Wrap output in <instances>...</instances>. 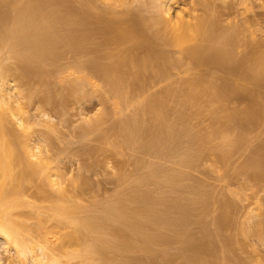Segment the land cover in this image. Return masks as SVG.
I'll list each match as a JSON object with an SVG mask.
<instances>
[{"label": "bare ground", "instance_id": "bare-ground-1", "mask_svg": "<svg viewBox=\"0 0 264 264\" xmlns=\"http://www.w3.org/2000/svg\"><path fill=\"white\" fill-rule=\"evenodd\" d=\"M135 1L137 0H25L22 4H18L14 1L4 4L5 2L2 0L1 4L0 0V4L2 5V7L6 5L3 8H7L6 11L5 9H0V243L4 248V251L12 259H6L3 261L0 256V264H116L114 262L117 261L118 264H127L126 258L128 254L138 252L148 257V254L150 253L154 254V250L157 247L159 248L160 244H165L167 246L176 245L178 246V249L181 250L178 251L180 252V254L182 253V256L180 255L181 258L183 257L184 260L186 259L185 261L191 264H204L205 261L203 260V257H201L203 255L202 253H204L203 251H205V248L209 243L210 247L211 244L212 246L216 244L215 242H213L214 244L212 243L213 240L210 242L208 241L211 236H213L212 238H214V235L216 236V233L212 235L210 234L211 236L208 233V236L205 235L206 238L202 239L204 237V232L201 233L203 234V237L201 236L202 238L198 236L197 237L204 241L207 240L208 243H206V241L197 244L193 239V246L191 244L190 246L192 247L188 248L191 249V255L186 256L185 253L182 252V247L183 245H185L188 238L189 240L191 239L190 236L194 238L195 234L197 233V231L195 233V231L192 229V226L194 221L200 220V218L198 217L199 212L201 211L202 214L204 213L206 217V211L208 209L204 208L205 205H209L210 203L211 205L216 204L213 202L220 203V200L218 201V199L216 201H213V199L210 200L212 197L215 198L214 196L209 199L205 197L203 193H201V190H198L201 185H196L198 186V188L193 189L196 191H194L195 196H191V198L193 197L192 199H185V197L183 199V196L180 195L183 192H181V190H177V188L181 189V187L185 185L187 186V184H178L181 182H177V180L182 181V177L186 174L182 176L180 172L178 175L177 171L173 172V170H168V172L166 169L159 168V170H163L167 175L166 176L165 174H163V171H159V174L161 172L162 176H166H161L162 178H160L157 175L159 164L158 166H153L158 162L154 161L155 163H151V165H149L147 162L149 166L153 167H150L148 171V169L146 168L148 165L146 164L145 168L147 170H143L145 171V173H150V170L152 171V169L154 168L149 175H144L145 177L143 175L141 176L142 173L139 174V172H136V170L134 172L139 175H137V177L135 175L136 173H133L134 177H132L135 178L133 179L130 174H127L128 176L125 174L124 176V173H122L123 175H120L121 178H119V181L121 180V185H123L122 187L125 188L123 190V188L120 187L121 185H119L118 188L120 187L124 192H121V189H118L116 194L117 196L115 195V197L113 195L114 197H110L111 202L106 200L108 204H105L106 201H104V206H102L103 203H100L101 205L98 204L99 207H96L98 206L97 204L93 207L87 206L83 202V200L75 199V196L71 195L70 192L65 189V186L62 185V179L65 174L62 172L61 168L53 164L51 161L52 159L50 157H46L45 154L40 151L37 146H32L30 144V138L28 139L22 137L14 130V128H20L23 132H27L29 128V122L32 120L34 121V123H36V117H39L38 115L42 116L41 120L40 118H38V120L41 121V125L43 124V126H51L49 125L48 121L46 124L47 116H45L46 114H42L43 111L36 116L29 113V107L32 102L42 94L40 87L42 88L43 86H45V82L47 83L46 79H49L47 75L49 77L51 75V72L49 73V71L47 70H51L53 67L55 68V66H58L59 64L51 66L50 69L48 68V66L57 63L58 58L65 53L73 54L72 59H74L76 63L73 61L72 66H77V68L71 71L70 74L66 72L72 76L69 77L68 75V77L73 79V76H75L77 80L82 79L81 82L84 80L86 81L83 85L79 81L75 80V78L72 80V82L71 79L67 78L66 76V78L70 80V88L76 86L77 88L73 87V89H78V86L80 85V89H78V91H83L82 88H84V86H91L92 81L94 80H91L92 77L89 79L88 76L90 75H88L85 79L86 76L84 75L85 73L83 74L84 71H87L89 69L90 71L95 70L94 73H96V71H99L98 74L101 72L102 76H100L102 77V79L107 78L105 81L107 82L106 86L110 87H107V89H110V93L111 90L113 91L111 93V97L118 95L120 98H122V100H119V97L116 96L118 98H116L114 102L119 101L118 105L116 106L113 102L114 108L116 107V112L118 111L119 113L122 112L120 107H123L122 110H125L124 107L127 108L131 104H134L133 107L136 106V104L134 103L135 101L133 103L130 101V103L128 104L127 98H129L128 96L131 95L129 93L132 87H134L135 85L136 87H139L138 85H143V83L146 84L147 77L144 72H149V74L153 72L154 75H160V78L167 77V71H165L166 73L164 76V70H162V67L164 68V57L166 58L164 53L166 52L167 54L165 48H171L175 50L177 54H181V58L183 55L184 57H188L189 59H191L193 63L197 65H195V67L194 64L190 61L194 68H200L199 65L204 64L205 66H207V69L208 66H211V70H213V68L214 70H218L219 68H221L219 69V71H228L226 66L229 63L232 64L233 58L231 54L232 52L229 50V47H232L236 42L238 33L240 31V28L236 24L225 28V30L222 29L221 34L214 35L216 31L219 30V28L218 26H216L217 24L213 22L211 16H209L208 14L210 9L208 4L205 5L204 3L199 1H197V5L202 7V16H194L190 12L185 14L183 10H175L171 12L172 6L170 7V4L174 5L175 0H149L150 8L154 10V16L150 20L144 19L143 17L137 18L140 16H137L136 14V19L135 17H133V20H129L128 15L131 11L128 15L124 13L120 14L119 12H117L118 9H124L126 6L129 7V5ZM137 2L140 3L141 0ZM144 3L145 2H143V4ZM126 9L122 11L127 12L130 10L127 9L126 11ZM3 10L4 12H2ZM148 21V24L145 23ZM97 23L102 24L101 28H97ZM99 32L102 35H100ZM97 33H99L100 35L99 40H96V38L98 39L97 36L96 38L94 37ZM142 39H144V43H141ZM99 41L101 43H99ZM209 44H213L214 46L218 47V49H213V51H211L210 49L212 48L209 49ZM247 45H249L248 47H250L251 43H247ZM254 47L256 46L253 45V48ZM251 48L252 46L250 47V49ZM257 48H255V51L252 49V52H256V54L253 53L254 55H252V53L249 52L248 56H252L250 61H246L248 58L247 56L246 59L244 58L245 62L243 63L246 64L247 62L249 64V66L247 64L249 71L246 72L244 70V73L249 74V78L257 83V87L261 88L260 84H262V82L264 83V52H257ZM209 50V55H211V58H209L208 60H211L209 61L210 63L205 59L207 55L205 56L206 53H204ZM87 52H89L93 56L91 62L89 61V67H87L88 65L86 66V63H84L87 67L86 69L85 66L81 65L83 62L78 63L77 61L81 58L80 55H84V53V56L86 57ZM198 55H204L203 57H205L204 60L206 61L203 60V57L198 60ZM188 58H186V60H188ZM7 65H13V69L11 66L10 68ZM237 65L240 66V63ZM57 66L55 69H57ZM82 66L85 67L86 70H83ZM234 66L232 65V68ZM167 67L169 66L167 65ZM90 68H93L94 70ZM171 68L173 69L174 67H170V71L172 70ZM166 69L169 70V68H165V70ZM230 69L228 71L229 73ZM236 69L238 68L236 67ZM238 70L241 71L242 69ZM59 71L62 72V75L63 73L65 74L64 70L60 69V67L58 72ZM80 71L82 72L81 76ZM224 71H222V73ZM232 71L234 70L232 69ZM228 72L225 75L236 76L234 74H228ZM200 73L203 72L200 71ZM212 73L214 74V71L211 72V75ZM216 73L215 76L212 75L213 78H215L216 76H223L224 78V75H222V73L221 75H216ZM235 73H237L236 70ZM143 74L145 75L146 82H144V80H140V77L143 76ZM149 74L147 75L150 77L151 74ZM168 74H170L169 71ZM238 74L243 75L241 74V72H239ZM156 75L155 77H158ZM228 77L224 79L230 80V78ZM188 79L187 81H185L186 79H184L185 82L182 81L179 84H183L182 86H176L179 89L175 87V89H173V87H171L172 90L170 89L169 91H167V93L165 92L166 95L158 96L160 92H158L157 95H153L155 92L153 94L151 93V96L150 94H147L149 95V98H144L146 95H143L144 97L141 95L143 97V100L140 101L142 104L141 106H139L140 102L138 103L136 100V98L138 97L134 98V100H136V103H138V107H134V109H132L135 112L134 113L132 111L134 115H132L131 119L129 118V120L128 118L126 120L124 118V121H126V123L123 121V123L125 124L123 125V123H121L122 126L120 124L117 127L120 131L116 132L117 135L120 134L118 136L116 135V139L120 137L117 139V141L119 140V144H117V141L114 140L116 143L114 141L113 142L116 146L113 144L111 145L110 143L109 145L114 146L116 148L115 150H117V148L119 147L120 149L123 148V150L130 151L129 146L134 145L137 141L136 138H138V146L136 144L137 147H131V149L135 148V151L133 150L135 153H137V149V151H139L140 153L139 149H141V153L142 150H144L147 154H150V156H153V158L157 160L159 159L158 157H165V159L167 158L166 160H168V158H175L176 160H172L176 161L177 163L175 162L173 164H178V168L180 166L179 170L182 169V166L185 168H187L188 166H196L207 155H210L207 157L217 156L223 166L227 164L230 158L227 147L235 145L233 146L235 148L237 145H240L241 140L237 135L236 136L239 139L236 137L237 140L235 138V141L234 139H231L232 141L230 140L228 135L225 133L226 131L228 132L226 124L237 121L239 118L235 120L236 116L230 110L231 108L236 109L235 107L230 108L228 106L230 109H226L225 107H223L220 111H217L218 109H216V106H213V104L216 100L220 101L218 99L223 100L227 96L229 97V95L227 94L230 93H227V90L231 87L228 86L229 88L227 87V89L225 86H223V83L226 82L225 80L220 81H223L221 85L218 83V78H216L218 79L217 82L215 81V79H211V81L213 80L212 82L215 81L217 85L219 84V86L221 85L223 87L221 88L220 86L219 91L215 92V90L218 89L214 90L212 88H215L217 85H215V87L212 86L211 89L216 93L213 94L214 92H212L209 88L202 87V89H199L200 87L196 85L202 78H199L198 82L196 81L197 83L195 82V80L191 79L190 81V78ZM59 80L61 82L64 81H62L61 78L58 79V81ZM87 80H89L88 82L90 83L86 84ZM139 80L142 82L140 83ZM150 80H148V82ZM155 80L157 82V78H155ZM136 81L137 83H139L138 85L136 84ZM162 81H165V79H162ZM172 81H174V78ZM211 81L208 82L207 85H210L209 83H211ZM202 82L205 81L202 80ZM94 83L91 87H93ZM71 84L73 85L72 87ZM200 84L199 86H202ZM204 85L205 84H203V86ZM122 88L123 90H121ZM150 88H152L151 85ZM73 89L71 90L74 91ZM129 89L130 91L126 92V90ZM232 90L233 88H231L230 92L234 91L233 93L236 92L238 94L236 96H239V92L241 90H239L238 87H234V90ZM120 91L122 94L120 93ZM114 92H117L116 95H114ZM211 92L212 94H210ZM124 93L127 96H124ZM143 93L144 91H141V94ZM161 93L160 95H162ZM250 93L252 94L253 92ZM202 96L209 98H207L208 101L205 100V104L201 103L203 101L202 99H200ZM230 96L235 95L230 94ZM236 96L234 99H237ZM230 98L231 97L228 98L229 100H227V102L230 101ZM130 99L133 100L132 95ZM145 99L147 100L145 101ZM200 100L202 101L200 102ZM121 101L124 102L120 103ZM123 103L125 106H119L121 104L123 105ZM200 103L203 106H201ZM216 103L219 104L220 102ZM224 103L225 102L220 103L219 105ZM126 104L128 106H126ZM173 104L174 106L171 107V105ZM249 104V111L247 112L246 109H244L247 106H244L243 109L245 111L243 112H245L246 115H249L247 116L248 118H250V120L248 121L251 122L249 124H251V128H253L252 125H256L255 123H258L259 121H263L264 123V106L262 107L260 105V107L255 105L257 103ZM238 105L236 104V107H238ZM118 106L120 109L117 108ZM212 106L215 107V110L214 108L212 109ZM202 107H205V109L208 107V110L211 107L210 109L212 110L207 111V109H204V111ZM201 109L202 112L204 111L205 117L202 115L203 113L201 112ZM190 110H193L192 112H197V116L195 114V116L193 115V117L198 118L199 121H201L200 117H210L211 119H209L213 120V123H224V127L226 126V129L222 128V123V127L216 125L215 126L216 128L221 127L225 132L221 133L222 129H211L212 125H210V128H208L211 130H199V128H201L200 126L198 127V131L194 130V128H192L190 125H186L189 124L187 123L186 119H192V116L190 114H188L189 116L187 115V112H190ZM206 111L210 112L209 114L211 115L209 116L208 114L207 116V114H205ZM219 112L222 114H220ZM238 113L243 114L242 112ZM130 115L128 117H130ZM43 116H45V118ZM241 117L244 116L242 115ZM241 117L240 120H243L244 118ZM240 120H238L239 124L240 122L242 123V120ZM42 121H44L45 124ZM182 121H186L185 125L181 123ZM195 122L194 124H196ZM202 122L205 121L203 120ZM242 124L245 125V122ZM246 125L245 129L247 128ZM241 127L242 126L240 125L238 130L243 132L244 129H241ZM256 127L259 126H254V128ZM249 129L250 128H248V131H246L247 129L244 130V132H250ZM217 130H219L220 133ZM215 139H219V142H216L218 143L217 145L213 142L215 141ZM243 139L244 141L247 140H245V137ZM133 140H135V143H133ZM244 141L242 142V144L244 143ZM248 141L249 142L247 143H251V140ZM260 143L262 144V141H260ZM261 144H258L260 146L258 150L254 149L256 152L252 157L249 156L250 153L248 154V158H250L245 162V165L241 170L244 172L246 170L253 169L254 171H250L251 174L249 171H246L250 174L249 176H247L246 174V177L250 178V180L253 182L256 181L258 183H261L263 184L262 186H264V144L262 145V147ZM126 147L128 149H126ZM243 150L245 151V148ZM117 151L122 152V149ZM137 160L138 159L136 158V161ZM139 162L142 166L141 168H143L144 166L142 165V160H140ZM139 162L137 161L135 163V165L137 164L136 169L139 168L138 171L140 170ZM217 164L219 165L218 162ZM159 167H162L161 164ZM179 176L182 179H180ZM186 176L184 177L186 178ZM242 176H244V174ZM129 177H131V180H133L130 181ZM123 178L129 183L138 180L137 182L135 181L132 183L137 187V190L135 189L136 187L130 185L131 183L129 184L127 182L128 185H125L124 180H122ZM147 183H149V187H147ZM158 183L161 184V186ZM154 184L156 188L152 186ZM236 184L237 183H235V185ZM129 185L132 186V188L130 187L131 189L129 188ZM141 185H143V188L145 187V191L148 188V193L147 191H143L145 192L143 193L141 192L142 190H138V188L140 189ZM178 185L183 186L179 187ZM188 185L192 186L193 184L191 183ZM242 185H245V183H242ZM166 186H169V188H167L168 191L164 188ZM252 186L251 188L254 187ZM174 187L181 193L173 191L175 189ZM193 187H191L190 189H192ZM133 188L134 190H132ZM153 188L155 189V191ZM159 188L163 191L161 192ZM242 188L244 189V187ZM125 189L127 190L125 191ZM186 189L188 191H191L189 188ZM130 190L132 192H130ZM158 190L159 192L155 193L156 196L152 194V191L156 192ZM193 190L189 192V195L193 192ZM229 190L227 189L229 194L236 191L234 193L236 197H239L240 195V197L242 198L247 197L245 195L242 196V194H240V192L237 190H231L232 192ZM248 190L249 188H247V190L245 191ZM169 191H171V193L175 192L176 195H174L175 193L171 194ZM163 192H165L166 194ZM150 194L152 195L151 198L149 197L151 196ZM163 194L167 196H163ZM168 195H171L170 199L167 198ZM173 195L175 197H172ZM153 196L155 197L153 198ZM177 196L182 198H178ZM165 197L167 198V200H165ZM203 198H207V201ZM222 204L223 203H221L219 206H222ZM257 205L259 204L257 203ZM209 206L207 208L212 207ZM223 206L225 207V204ZM224 209L222 210V207L221 209L219 207V210L224 211ZM231 210L229 211V214L232 213ZM234 210L235 209H233L232 211ZM256 216H258V214ZM222 218L224 219L225 217ZM245 220H247V218ZM219 221L218 223L221 225L226 222L225 220L221 221V223ZM255 222L257 221L255 220ZM263 222L262 220H259V222H257V224L259 225L255 226L256 229L253 225L250 226L252 227V230H254L253 232H257H255L256 235H258L256 238H264L261 232L264 224ZM225 224L226 223H224L223 225L224 228L226 227ZM197 226L200 227L199 225ZM190 230L194 231L193 234L192 232H190ZM248 230H250L249 227ZM198 238L197 241H200V239ZM214 246L211 248L213 249ZM183 248H185V251L189 252L188 249L186 250V247ZM206 252L207 251H205L204 253L205 257L208 254ZM145 256L144 258L146 259ZM161 257L163 258L164 256L162 255ZM207 257L205 259H207ZM149 258L150 260L147 258L149 263L150 261H152V264L157 263L154 262L155 260L151 255L149 256ZM163 259H161L162 262L167 260L166 255ZM207 260L211 261L209 257ZM135 261L137 260L135 259ZM128 264H130V261L128 262ZM224 264H227V260H224Z\"/></svg>", "mask_w": 264, "mask_h": 264}, {"label": "rangeland", "instance_id": "rangeland-1", "mask_svg": "<svg viewBox=\"0 0 264 264\" xmlns=\"http://www.w3.org/2000/svg\"><path fill=\"white\" fill-rule=\"evenodd\" d=\"M3 1L5 2L4 4L9 3V2H13V1L17 2L18 4H22V3H24L25 0H3ZM76 1H78V0H76ZM137 1H139V0H137ZM137 1L131 3L129 5V7L126 6L124 8V9L127 8L128 10L130 9L129 11H127V9H126L127 12H123L124 9L121 8V9H118L117 12H119L120 14L124 13V14L128 15L129 12L131 11L132 13L130 12V14L128 15L129 20H133V17H135V19H136V15L140 16V17H137V18H142L143 17L144 19L150 20L154 16L153 15L154 14L153 13L154 10L152 8H150L149 0H141L140 3L137 2ZM142 1L145 2V3L143 4ZM176 1H177V3H176ZM197 1L202 2L205 5L208 4V6L210 8L208 14H209V16H211V19L213 20V22L215 24H217L216 26H218V28H219V30H217L214 35L221 34L222 33V29L225 30V28H228V27H230L232 25H235V24L240 28L239 29L240 31L238 33L236 42L233 44L232 47H229V50L232 52L231 53L232 57L236 59L235 60V59L232 58V64L229 63L226 66L228 71L231 68L230 69V73L228 71H226V70L225 71L224 70L219 71V69H221V68H219L218 70H214V68H213V70H211L212 69L211 66H208V69H207L206 68L207 66H205L204 64H201L202 67H201V65H199L200 68L199 67L198 68H194V66L196 64H194L191 59H189L188 57H184L183 55H182V58H181V54H177L175 52V50H173L171 48H165L166 49L165 51H167V54H166V52L164 53L166 58L164 57V59H165L163 61L164 68L162 67V70H164L163 71L164 72V76H165V73H166L165 71H167V73H166L167 77L160 78L161 76L160 75H156V74L155 75L158 76V77H155L153 72L150 73L151 75L149 74V72H144L146 77H147V82H148V80L151 79L152 80V81L150 80L151 83H150V81L148 83L146 82L145 75L143 74V76L140 77V80H144V82H146V84L143 83V85H138L139 83H137V81H136V84L139 87H136V85H135L134 87L131 88V91H130V89L126 90V92L130 91L129 94L132 95L133 100L130 99L131 95H129V94H128L129 98H127V100H128V104L130 103V101L132 103L135 101L134 103L136 104V106H134V107L137 108L138 107L137 106L138 103L143 100V97H144L143 95L147 96V97L145 96L144 98H149V95H147V94H150V96H151V93L153 94L154 92L155 93L153 95H157L158 92H160V93L162 92L161 93L162 95H160V93H159L158 96L166 95L167 91H169L170 89L172 90L171 87H173V89H175V88H178L176 86H182L183 84H181V85H179V84L182 81H184V79H186L185 81H187L188 78H190V81H191V79L195 80V82L196 81L198 82L199 78H202V79L199 80V82L202 83V84H200L198 82L202 86H199V84L196 82L197 83L196 85L198 87H200L199 89H202V87L209 88L212 92H214L215 89H218V90H215V92H217V91H219V88L222 85L221 83L229 76L228 78H230V80H228V79H227L228 81L225 80L226 82H224L225 84L223 83V86H225L226 88L228 86H230L231 88H233V90H234V87H238L239 90H241L239 92L240 93L239 96H236L238 94L236 92H235L236 94L233 93L234 92L233 90H232L233 92H230L231 88L228 87L230 90L227 88L228 89L227 93H230L231 95H235L237 99H234L235 96H230V94H227V95H229V97H231L230 101L234 100V101H231L233 103H231L230 101L227 102V100H229L228 99L229 97L226 95L228 97V98L227 97L224 98L226 100L218 99L220 101L216 100L214 102L213 106H216V109H218L217 111H220L223 107H225L226 109L227 108L230 109L231 107H235L236 109H232V108L230 109L234 113V115L236 116L235 120H237V118H239L238 120H240V117L243 115L244 117H241V118H244V119L243 120L241 119V120H242V123L245 122V125L247 123V125H246L247 126V128H246L247 130L245 129V125L242 124L241 122L239 124L238 123L239 121L237 120V121L231 122L230 124L229 123L226 124L228 132L227 131L226 132L223 131L222 128L226 129V126L224 127V125H225L224 123L221 122L223 124V127H222V124L220 122H218L220 124L219 125L217 123H213V120H210L211 119L210 117L204 118L205 117L204 116V111L208 107L206 109H205V107H202L203 110L204 109L205 110L202 112V109H201V112L203 113V114L202 113L201 114L204 116V117H200L201 121H199L198 118L193 117V115L195 116V114L197 113L196 111L192 112L193 110H190V112H187V115L190 114L192 116V119L191 118H189L191 120H189L188 118L186 119L187 123H189V124H186V125H190L196 131H198V127L201 126V128H199V130H201V129L202 130H211L212 128L219 129V130L222 129L221 133L225 132L228 135V137L230 138V140L231 139L233 140L234 138L237 140V138H238L237 136H239V138L241 140V143H240L241 146L239 145L240 146V150H239V146L238 145L235 148L233 147L235 145L227 147V151L229 152V155H230V158H229L227 164H225L223 166V164H221V162L219 161L217 156L207 157V156H210V155H207L196 166H192V167L188 166L187 167L188 169L182 166L181 167L182 169L179 170L180 166L178 168V166H177L178 164L177 165L173 164V163L176 162V161H173V160H176L175 158H168V160H166L167 158L165 159V157H158L159 159L157 160V159L153 158V156H150V154H147L144 150H142V153H141V149H139L140 153H139V151H137L138 149L136 150L137 153H135L134 152L135 148L131 149V147L132 146L135 147L136 144L138 146V143H137L138 138H136V140H137L136 143L134 142L135 140H133V143H135L134 145L129 146L130 147V151L134 150L133 152L132 151L130 152L129 150L128 151L127 150H123V148H121L122 152L121 151L119 152V151H117V150H121L119 147H118L119 149L117 148V150H115L116 148L114 146H111V145L112 144L115 145L114 142L117 141L118 138H120V137H118L116 139V135H117L116 132L119 131V129L117 127H118V125L123 123L124 118H125V120L127 118L129 120V118L131 119L132 115H134L133 114L134 110H132V109H134V107H133L134 104L133 105L131 104L129 106V107H132V108L127 107L128 108L127 109L126 107H124L125 110H122L123 107H120L122 112L119 113L117 111L118 112L117 113L116 112V107L114 108V106H113L114 103H115V106H116V105H118V102H119V101L114 102L116 100V98L119 97L118 95H116L117 92L116 93L114 92V95H116L118 97H116V96H112L111 97V93L113 91L111 90V93H110L109 92L110 89H107V87H108V86H106L107 82H105L107 78H105V79L103 78L102 79L101 72L99 74H98L99 71L98 72L96 71V73H94L95 70L93 68H90V69H93L94 71H90L88 69L89 72L87 70V71H84L83 74L85 73L84 74L86 76L85 79L87 78L88 75H90L88 77H89V79L91 77L93 78V79L91 78V80L95 81V83H94V81H92V84L93 83H94V85L96 84L95 86L93 85V87H91L92 86V84H91V86L90 85H86V86H84V88H82V84L84 85V83L86 81L84 80V81L81 82L82 79L81 80H77L76 77L73 76V79L75 78V80H77L80 83H82L81 84V88L83 89V91H81V90H79L81 92L78 91V89H80L79 88L80 85L78 83H77L79 85L78 89H76L77 87L73 86L72 84H71V87L73 86V87H76V88H74V89H73V87L70 88V80H68L67 78L72 77L71 75H69L70 72L77 68V66L76 67L72 66L73 61L75 63H76V61L74 59H72L73 58V56H72L73 54H71V53H70L71 55L69 53L63 54L57 60L59 63L57 61H55L57 63H55L53 65L52 64L49 65L50 67L48 66V68L50 69L51 66L59 64L58 66L60 67V69L64 70L65 74L63 73V75H62L61 71L58 72L59 67L57 65H56L57 69H55L56 68V66H55V68L53 67L51 70H47V71H49V73L51 72L50 73L51 75H50V77L47 75V77L49 79H46L47 83L45 82V86H43L42 88L40 87V90H41L42 94H41V96L39 95V97L32 102V104H31L32 106L30 105V107H29V113L33 114V115H36V116H37V114H39V113H41L43 111L42 114H46L45 116H47L46 117V124H47V121H48L49 125H51V126L45 125L46 126L45 127V126H43V124L41 125L40 124L41 121H39L38 118H40V120H41L42 116L38 115L39 117L35 116L37 118V122L36 123H34V121L29 119L31 121L29 122V125H28L29 128H28L27 132H23L20 128H14V130L20 136L28 138V139L30 138V144L32 146H37L38 149L40 151H42L45 154L46 157H50L52 159L51 161H52L53 164H55V165H57L58 167L61 168L62 172L65 174L63 179H62V185L65 186V189L68 192H70L71 195L75 196V199L83 200V202L87 206L93 207L94 205H96V204L98 205L100 203H103L102 206H104V201H106V200L110 201V197H112L113 195L115 196L117 194L118 189L123 188L122 187L123 185H121L122 184L121 180L119 181V178H121L120 175H123L122 173H124V176H125V174L126 175L130 174L131 177L132 176L134 177L133 173L139 172V174L142 173L141 176L142 175L143 176L144 175L147 176L153 171L154 168L152 169V171L150 170V173L149 172L145 173V171L147 169L149 171L150 167L152 168L153 166H158V164L160 166V164H161L162 167L158 166V172H157L158 173L157 175L160 178H162V177H164L166 175L165 172L163 170H161V169H166L167 171L168 170H173V172L177 171V174L179 175V172H180V174L182 176L184 174L188 175L189 178L186 175H184V176H186V178L184 176L182 177L180 175L184 179V181H183L182 178H180V176H179V178L182 179V181L177 180V182H181V183H178V184H184V185L187 184V186L186 185L185 186L180 185V186H183V187H181V189L177 188V190H181V192H183V193L177 191L175 187H174L175 189L173 188L174 189L173 191H175V192L177 191V192L181 193L180 195L183 196V199H184V197H185V199H192L193 197L191 198V196H195V192L194 191H196V190H193V189L194 188L196 189V188H198V186L201 185V187H199L198 190L200 189L201 193H203V195L205 197H207L209 199L212 196H214L215 198L212 197L210 200L213 199V201H216L218 199V201L220 200V203L212 201L213 203H216L214 205H211V203H210L209 205L212 206V207H210L209 205H205L204 208L208 209L206 211V215H207L206 217H205L204 213L202 214L201 211L199 212L198 217L200 218V220L194 221L193 226H192L193 228L190 227V228H192L195 231V233L197 231V233L195 234L196 239H195V237L193 238L192 236H190L191 239L189 240V238H188L187 242L185 243V245H183V247H186V250L188 248L192 247L194 240H195V243H197V244H199L201 242H206L207 240H205V241L202 240V239L206 238L205 235L208 236V233H209V235L210 234L212 235V234L216 233V236L214 235V238H212L213 236L210 235L211 238H209L210 240L208 239L209 242L213 240L212 243L213 242L216 243V244L213 243L215 245V246L213 245L214 248L213 249L211 248V247H213L212 244H211V247L209 246L210 243L205 248V251H207L206 253H208L206 255V257L208 256L211 261L207 260L208 257H207V259H205L206 258L205 255H204L205 251H203L204 253H202L203 255L201 257H203V260L205 261L204 264H219L222 260L223 261L220 264H224V260L225 261L227 260V264H264V241H262V240H264V238H263L264 237V231H263L264 224H263L262 231H261L262 234H263L262 235L263 239L260 238L261 240L259 239V237L256 238L258 236V235H256L257 232L256 231H255L256 233L253 232L254 230H252V227H250V226L253 225L254 228L256 229L255 226L259 225V224H257V222H259V220L260 221L262 220V222H263L264 218H262V217H264V204H263L264 203V186H262L263 184L258 183L256 181L253 182V181L250 180V178L246 177V174H247V176H249L251 174V172L254 171L253 169L246 170V171H249V172L251 171L250 174H249V172H246V171L243 172L241 170L244 167L245 162L250 158V157L248 158V154L250 153L249 156L252 157L253 154L256 152L254 149L258 150V148H260V146H259L261 144L260 141H262L261 147L264 144V142H263L264 141V134H263V132H264V127H263L264 123H263V121H259L258 123H255L259 127L254 128V126H256V125H252L253 128H251V124H249L251 122L248 121V120H250V118L247 117L249 115H246L245 112H243V111H245L244 109H246L247 112L249 111V107H250L249 103H251V104L257 103L255 105H257V106L261 105L262 107L264 106V86H263L264 83L262 82V84H260L261 88L257 87L256 86L257 83L255 81H253L251 78H249V76H248L249 74L244 73V70L246 72L249 71V69H248L249 64L247 62H249L250 59L252 58L251 54H250L251 57L248 56L249 52H251L252 55L256 54V52H252V49L255 51L256 50L255 48H257V47H258L257 48V52L258 51L264 52L263 51L264 50V0H175V4L173 3L174 5L170 4V7L172 6L171 7V12H173L175 10H183L185 14L190 12L194 16H202V11H201L202 7L197 5ZM1 4H2V0H1ZM1 4H0V6H1L0 9L2 8V9H5V11H6L7 8H3L6 5L2 7ZM174 6H175V8H174ZM2 12H4V10ZM145 23L148 24L149 21L145 22ZM96 26H97V28L98 27L101 28L102 24L101 23H97ZM99 33H97L94 36L95 38H96V36L98 37V39L96 38V40H99L100 35H102L101 33L99 35ZM95 43H96V41H95ZM99 43H101V42L99 41ZM141 43H144V39L141 40ZM247 43H251V45H250V47L252 46L251 49H250V47H248L249 45H247ZM255 43H257V44H255ZM259 44L261 45V47H260ZM212 45L213 44H211V45L209 44V49L212 48V49H210L211 51H213V49H218V47H216L214 45L212 46ZM253 45L256 46V47L253 48ZM101 48H103V47H101ZM210 50L204 52V53H206L205 56L206 55H207V57L209 56L208 58L207 57L206 58L203 57L204 55L203 56L202 55H200V56L198 55L199 56L198 60H200L201 57H203V60H204V58L206 60L211 58V55H209ZM86 54H87L86 57L84 56L85 53H84V55H80L81 58L77 62L78 63L79 62L80 63L83 62L81 64L83 66H85L84 63H86V66L88 65L87 67H89V64H90V62L92 60V56L93 55L90 54L89 52H87ZM247 56H248V58L246 60L247 62H246V64H244L243 63V62H245L244 58L246 59ZM78 57H79V55H78ZM183 57H184V59H183ZM167 58H169V59H167ZM186 58H188L189 61L186 60ZM195 58H197V57H195ZM241 59H242V61H241ZM206 60H204V61H206ZM237 60L238 61L240 60V61L238 62ZM87 61H88V63H87ZM190 61L194 64V66L191 64ZM209 61H211V60H208L207 62H209ZM236 61H237V64L240 63V66H238L236 64ZM241 63H242V65H241ZM230 64H231V67H230ZM247 64H248V66H247ZM167 65L169 67H167ZM232 65L233 66L235 65V66L232 68ZM243 65H244V67H243ZM7 66L8 67L11 66L12 69H13V65H7ZM90 66H92V65H90ZM178 66H180V67H178ZM246 66H247V68H246ZM85 67H83L82 69L86 70L87 67H86V69H85ZM170 67H174L173 68L174 70L171 68L172 70L170 71ZM176 67H177V69H176ZM236 67L238 69H240V70L242 69V70L239 71L238 69H236ZM165 68H169V70H167V69L165 70ZM232 69L234 71H232ZM235 70H236L237 73H235ZM168 71L171 74V77H170V74H168ZM200 71H202L203 73H200ZM213 71H214V74L212 73L213 76H215L216 72H218V73H216V75L217 74L221 75L222 71H224L222 73V75H224L225 79L223 78V76H221V77L220 76H216L215 78H213V76L211 75V72H213ZM60 72H61V75H60ZM66 72H68L69 74L66 73ZM209 72H210V74H209ZM227 72H228V74H234L236 76L225 75V74H227ZM239 72H241V74H243V73L244 74L240 75V74H238ZM81 73L82 72L80 71V76H81ZM152 73H153L154 76L152 75ZM83 74H82V76H83ZM147 74H149L150 77L151 76H153V77L150 78ZM245 74H246V76H245ZM68 75H69V77H68ZM93 75H95V76H93ZM61 76H63V77H61ZM66 76H67V78H66ZM172 76L174 78V81H172L173 80ZM196 76H198V77H196ZM200 76H202V77H200ZM193 77H195V78H193ZM60 78H61L62 81L63 80L64 81L63 82H61L60 80L58 81V79H60ZM148 78H150V79H148ZM155 78H157V82H156ZM159 78L161 79V81H160ZM216 78L219 79L218 83L221 84L220 86H219V84L217 85L216 82H217L218 79H216ZM69 79H71V81L73 80L72 78H69ZM162 79H165V81H162ZM167 79H168V81H167ZM211 79H215L216 82L215 81L212 82L213 80L211 81ZM202 80L205 81L206 83L202 82ZM221 80H223V81L220 82ZM88 81L89 80H87L86 84L90 83ZM170 81H171V83H170ZM210 81H211V83H209L210 85H207L208 82H210ZM141 82L142 81H140V83ZM74 83H76V82H74ZM226 83H227V85H226ZM203 84H205V85L203 86ZM150 85H151L152 88H150ZM215 85H217V86L215 87ZM142 86L144 87V89H143ZM146 86H148L149 88L146 87ZM212 86L215 87V88H212ZM262 87H263V89H262ZM108 88H110V87H108ZM211 88L214 89V90H212ZM221 88H223V87L221 86ZM71 89H73L74 91H72ZM141 89H143V90H141ZM147 89H148V91H147ZM252 89H253V91H252ZM121 90H123V88ZM140 90L142 92L144 91V93L141 94ZM254 90H255V92H254ZM145 91H147V92H145ZM151 91H153V92H151ZM246 91H248V92H246ZM132 92H133L134 96H133ZM148 92H150V93H148ZM212 92L210 94H212ZM215 92L213 94H216ZM250 92H253V93L251 94ZM120 93H121V91H120ZM125 93H124V96L126 95ZM243 93H244V95H243ZM249 93L251 94V96H250ZM136 97H138V98H136ZM134 98H136L138 103H136V100H134ZM207 98L205 96L204 97L202 96L200 99H202L203 101L200 100V102L202 101L201 103L203 104L205 102V100L208 101L209 98L208 99ZM118 99L122 100V98H120V97ZM146 100L147 99H145V101ZM122 102H124V101H121L120 103H122ZM216 102H220V103L225 102V103L219 105L220 103L218 104ZM237 102L239 103V105H238ZM202 104H201V106H203ZM230 104H233V105H230ZM236 104L238 105V107L240 105H243V106L239 107L240 111H239L238 107H236ZM141 105L142 104L140 102L139 106H141ZM222 105H224V106H222ZM248 105H249V107H248ZM119 106H125V105L123 103V105L121 104ZM119 106L117 108H119ZM126 106H128V105L126 104ZM173 106H174V104L171 105V107H173ZM213 106H212V109L214 108V110H215V107H213ZM244 106H247V107H245L243 109ZM210 108H209V110L207 109V111L212 110ZM247 108H248V110H247ZM113 109H115V110H113ZM233 110H235V111H233ZM236 110L238 112H242L243 114L238 113ZM217 111H216V113H217ZM206 112H205V114H207V116H208V114L210 112H207V113ZM220 114H222V113H220ZM239 114H240V116H239ZM129 115H130V117H128ZM210 115L211 114H209V116ZM45 116H43V117L45 118ZM196 116H197V114H196ZM203 120L205 122H202ZM197 121H198V123H197ZM42 122L44 123V121H42ZM124 122L126 123V121H124ZM194 122L196 124H194ZM199 122H201L202 124L199 123ZM207 122L210 123V124H208ZM125 123H123V125ZM181 123L185 125L186 121L185 122L182 121ZM238 124H239V126H238ZM210 125H212L214 127L211 126V129H208V128H210L209 127ZM215 125L216 126H221L222 128L221 127H217L216 128ZM240 125L242 126L241 129H244L246 131H248V128H250L249 129L250 132L246 133V131L244 132V130H243V132L238 130ZM121 126H122V124H121ZM260 126H261V128H260ZM119 128H120V126H119ZM219 130H217V131L220 133ZM257 131H258V133H257ZM239 132H241L242 134L239 133ZM244 134H246V135H244ZM118 135H120V134H118ZM240 135L242 136V138H241ZM255 135L256 136L258 135V136L256 137ZM260 136H261V139H260ZM244 137H245V140L247 139L246 141H244V139H243ZM251 137H252V139H251ZM235 139H234V141H235ZM248 140H251L250 141L251 143H247V142H249ZM118 141H117V144H119ZM243 141L245 143V144L243 143L244 145L242 144ZM213 142L217 145L218 143H216V142H219V139H215V141H213ZM109 143L111 145H109ZM242 145H243V147H242ZM244 146H246V147H244ZM112 147H114V148H112ZM244 148H245V151L243 150ZM126 149H128V148L126 147ZM249 150L252 152V154H251V152ZM239 151H240V153H239ZM145 153L147 154V156H146ZM150 157H152V158H150ZM136 158L138 159L137 160L138 162L140 160H142L143 164L142 163L141 164L144 166L143 168H141L142 166L140 165V162H139L140 170L142 169L141 171L140 170L138 171L139 168L136 169V166H137V164L135 165V163L137 162ZM205 160H207V161H205ZM154 161L158 162V163H155ZM229 161H231V162H229ZM147 162H148L149 165H151V163H155L157 165H155V164L153 165L152 164L153 166H149L147 164ZM217 162L219 163V165L217 164ZM146 164L149 167L148 166L146 167ZM221 165L223 166V168H222ZM219 166H221V167H219ZM225 166L227 167V169H226ZM159 168H161V169L159 170ZM143 170H145V171H143ZM238 170H240V171H238ZM134 171H136V172H134ZM159 171H163V174H165V175L162 176V173L160 172V174H159ZM168 172H166V173H168ZM131 174H133V175H131ZM139 174L136 173L135 175L137 176ZM243 174H244V176H242ZM131 177H129L130 181L135 179V178L132 177L133 179L131 180ZM122 180H124V178ZM247 180H248V182H247ZM135 181H133V182H135ZM124 182H125L124 183L125 185H128L127 184L128 181L124 180ZM133 182H130L131 184L129 182L128 183L130 185H132L133 187H136V186H134L132 184ZM191 183L193 185L189 186L188 184H191ZM199 183H202V184H199ZM235 183H237V184L235 185ZM242 183L243 184L245 183V185H242ZM151 184H150V186H151ZM249 184L251 186L253 185L254 187L252 186L253 188H251V186ZM119 185H121L120 186L121 188L120 187L118 188ZM130 185H129V188L130 187L132 188V186H130ZM148 185H149V183H147V187H149ZM159 185L161 186V184H159ZM163 185H164V183H163ZM196 185H198V186H196ZM152 186H154V188H156L155 184L152 185ZM141 187H142V189H141ZM141 187H140V189L138 188V190H140V191L142 190L141 192L145 191V187L143 188V185H141ZM191 187H193V188L190 189ZM242 187H244L245 190H247V188H249V190L245 191ZM124 188H123V190H124ZM129 188H128V191H129ZM164 188L167 189V188H169V186H166ZM186 188H189L191 191L193 190V192H194V193L192 192L193 195H192V193H190V195H189V192H191V191H188ZM135 189L137 190V187ZM227 189L228 190L229 189L237 190V191L240 192V194H242V196L245 195L247 197H243L242 198V197H240L241 195L240 196L238 195L239 197H236V195L234 194L236 191L232 192L231 190H229V191L232 192V193L231 192L230 193L234 197L233 198L231 196V194H229ZM123 190L121 189V192ZM126 190L127 189H125V191ZM132 190H134V188ZM159 190L161 192L163 191L160 188H159ZM159 190L154 192L155 191V189H154V191H152L153 192L152 194H154L156 196L155 193L159 192ZM243 190H244L245 193L243 192ZM146 191L148 193V188H147ZM167 191H168V189H167ZM241 191H242V193H241ZM130 192H132V191L130 190ZM145 192H143V193H145ZM169 192L171 193V191H169ZM175 192H173V193H175ZM239 192H237V193H239ZM163 193H165V192H163ZM173 193H171V194H173ZM158 194H160V193H158ZM165 194H163V196ZM174 195H176V193ZM174 195L172 197H175ZM155 196H153V198ZM160 196H162V195H160ZM165 196H167V195H165ZM149 197L151 198L152 195L149 196ZM170 197H171V195L170 196L168 195L167 198L170 199ZM167 198L165 200H167ZM178 198H182V197H178ZM207 198L204 199V200L207 201ZM234 199H236V200H234ZM232 201H233V203H232ZM257 201H259V202H257ZM106 203H107V201L105 202V204ZM221 203H223L222 206H219ZM257 203L259 205H257ZM224 204H225V207L223 206ZM228 204H230V205H228ZM232 205H234V206H232ZM208 206L210 208H207ZM230 206H231V208H230ZM96 207H99V205L96 206ZM219 207H220V209L222 207V210L225 208L224 211L219 210ZM227 208H228V210H227ZM232 208L235 209V210L232 211L233 210ZM230 210L232 212V213L230 212L231 214H229ZM204 212H205V210H204ZM249 213H250V216H249ZM257 214H258V216H256ZM222 217H225V218L223 219ZM229 217H230V219H229ZM246 218H247V220H245ZM219 219H220V221H219ZM224 220L226 221V222H224V223H226L225 224V226H226L225 228L223 227V225H224L223 222H222L223 225L218 223V221L221 223V221H224ZM255 220L257 222H255ZM250 222H251V224H250ZM247 224H249V225H247ZM197 225H199L200 227H198ZM201 227H202V229H201ZM248 227H249L250 230H248ZM247 230H248V232H247ZM194 231L190 230V232H192V234H193ZM201 233H204V235L201 234ZM246 233H247V235H246ZM188 234H190V233H188ZM192 234H190V235H192ZM197 236L200 237V238H202V237L203 238L200 239ZM197 238L200 239V241H197ZM208 241L206 243H208ZM191 244H192V246H190ZM183 247H182V252L185 253L186 256L191 255L190 254V250L191 249H188L189 252H187V251H185V248H183ZM175 248H176V250H175ZM156 249L154 250L155 252L159 251V250L160 251L156 252V254L153 251L154 254L150 253V254H148V257H146L144 254H142V253L140 254L138 252H134V253L128 254L127 258H126V261H127L126 263L128 264V262L130 261V264H152V261H150V263L148 262V259L150 260L149 256L151 255L152 258L155 260V261L154 260L153 261L157 262L155 264H191V263L185 261L186 259L184 260L183 257L181 258V256H182L181 254L182 253L180 254V252H178V251H181V250H179L178 246H176V245L175 246L174 245L167 246L165 244H160L159 248L157 250ZM160 252H162V253H160ZM158 253H159V255H161V256L163 255L164 257L166 255L167 260L162 262L161 259H163L164 257L162 258L161 256L158 255ZM142 255H144L146 257V259ZM185 255H183V256H185ZM0 256L3 259V261L6 260V259L12 260L10 258V256L4 251V248L2 247L1 243H0ZM135 259L137 261H135ZM163 260H165V259H163ZM117 262H114V263L118 264ZM193 263H195V262H193Z\"/></svg>", "mask_w": 264, "mask_h": 264}]
</instances>
